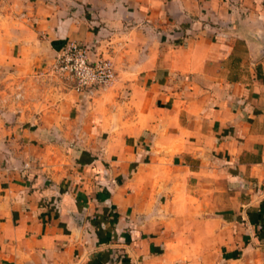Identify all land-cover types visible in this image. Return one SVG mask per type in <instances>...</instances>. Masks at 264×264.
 <instances>
[{"label": "crops", "instance_id": "crops-1", "mask_svg": "<svg viewBox=\"0 0 264 264\" xmlns=\"http://www.w3.org/2000/svg\"><path fill=\"white\" fill-rule=\"evenodd\" d=\"M134 3L0 0V264H264V0Z\"/></svg>", "mask_w": 264, "mask_h": 264}, {"label": "built area", "instance_id": "built-area-1", "mask_svg": "<svg viewBox=\"0 0 264 264\" xmlns=\"http://www.w3.org/2000/svg\"><path fill=\"white\" fill-rule=\"evenodd\" d=\"M54 70L69 80L74 91L85 94L110 85L115 78L111 60L92 59L89 49L76 43H71L58 55Z\"/></svg>", "mask_w": 264, "mask_h": 264}, {"label": "rangeland", "instance_id": "rangeland-1", "mask_svg": "<svg viewBox=\"0 0 264 264\" xmlns=\"http://www.w3.org/2000/svg\"><path fill=\"white\" fill-rule=\"evenodd\" d=\"M133 2H135V3H134L135 8H140L141 10H143V11H145V12H149V13L152 11V8H153V7H151L150 4H152L153 0H133ZM76 44H77V43H76ZM81 45H82V46H85V47H87V48L89 49V55H90V57H91L92 59L106 58V59L111 60V62H112V64H113V67H114V70H115V63H114L112 57H110V56L98 55V54L96 53V48L93 47V46H89V45H85V44H81ZM66 47H67V46H66ZM63 49H64V48H63ZM63 49H61V51L58 53V55L63 51ZM58 55H57V57H58ZM57 57H56V60H57ZM53 70H54V69H53ZM116 77H117V74H116V70H115V78H114L113 82L116 80ZM113 82H112L110 85H112ZM51 83H52L53 85H55L56 88H59V87L62 86V87H65V89L67 88V89H69V90H70V89L72 90V86L70 85L69 80H67V79L64 78L63 76H60L59 74H57V73L55 72V70H54V76L52 77ZM110 85H108V86H106V87H104V88H100V89H98V90L105 89V88L109 87ZM55 86H54V87H55ZM98 90H95L94 92H96V91H98ZM52 91H53V90H52ZM54 93H56V92H54ZM80 94L84 95L85 97H88L89 95H92V93H88V94H87V93H86V94H85V93H80ZM20 99L23 100V97H22V98H17V100L21 101ZM19 105H22V103L19 104ZM249 264H252V263H249Z\"/></svg>", "mask_w": 264, "mask_h": 264}]
</instances>
